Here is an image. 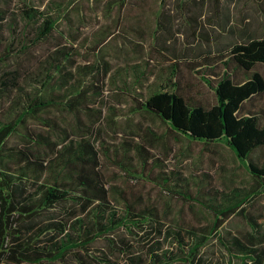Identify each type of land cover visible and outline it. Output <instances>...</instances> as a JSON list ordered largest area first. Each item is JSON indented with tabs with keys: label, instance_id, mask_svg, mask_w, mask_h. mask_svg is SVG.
Wrapping results in <instances>:
<instances>
[{
	"label": "trees",
	"instance_id": "16d2710c",
	"mask_svg": "<svg viewBox=\"0 0 264 264\" xmlns=\"http://www.w3.org/2000/svg\"><path fill=\"white\" fill-rule=\"evenodd\" d=\"M128 1L122 0V5ZM69 4L48 0L37 6L31 0L22 4L21 0H0V37L6 39L3 33L8 30L12 38L0 54V264H264V232L246 208L253 197L264 195V104L254 103L264 96V74L255 69L264 64V36L233 41L226 54L209 56L198 65L201 78L215 93L214 103L189 100L178 81L141 102L143 109L196 141L227 144L253 177L250 189L235 187L223 193L220 204L202 202L215 215L211 226L185 228L166 224L157 205L142 196L134 201L122 192V206L118 205L102 169L100 151L85 136L76 142L66 134L59 143L51 134L57 128L51 117L43 122L47 134L31 129V120L42 121L46 112L73 107L85 92L73 85L70 102L69 95L64 100L56 94L77 77L78 36L70 27L62 28ZM104 36L100 47L113 33ZM17 38L23 42V61L31 57L30 44L56 39L41 60V70L46 72L38 91L23 85L21 66L13 67L20 60L14 53ZM95 67L100 70V61ZM110 69L104 61L101 72L108 75ZM35 77L27 72L26 80ZM22 129H26V144L8 146V139ZM43 144L54 148L50 159L38 151ZM257 151L260 157L254 159ZM15 159L21 163L17 170ZM48 173L52 180L46 178ZM235 215L243 216L251 230L226 240L219 230ZM216 233L228 253L225 262L205 254ZM169 240L171 245L166 244Z\"/></svg>",
	"mask_w": 264,
	"mask_h": 264
},
{
	"label": "rangeland",
	"instance_id": "374dc122",
	"mask_svg": "<svg viewBox=\"0 0 264 264\" xmlns=\"http://www.w3.org/2000/svg\"><path fill=\"white\" fill-rule=\"evenodd\" d=\"M31 1L37 6L48 2ZM65 1L70 3V12L62 28L67 31L70 27L78 36L77 77L56 94L64 100L69 95L70 102L73 85L85 92L73 107L46 112L42 121L31 120V129L47 134L43 122L51 117L58 128L51 134L59 143L66 134L76 142L84 136L93 142L118 205L122 206V192L134 201L142 196L157 205L166 224L211 226L215 215L202 202L217 205L224 200L223 193L235 187L250 189L254 181L249 169L227 144L196 141L143 109L141 102L162 86L178 81L189 100L214 103L215 93L201 78L198 65L209 56L226 54L233 41L264 36V0H129L123 5L122 0ZM110 33L113 36L100 47L104 34ZM3 35L6 39L0 37V54L12 41L8 30ZM55 42L53 38L30 44L31 57L23 61V42L15 39L14 53L20 60L13 67L23 69L21 81L28 90L43 87L41 78L46 71L41 70V60ZM98 61L100 70L92 69ZM104 61L111 68L108 75L101 72ZM255 69L264 74V64ZM27 72L35 74V79L27 82ZM254 103L264 104V96ZM25 131L12 135L7 145L19 148L26 144ZM53 149L43 144L38 151L50 159ZM259 157L260 151L253 154L254 159ZM20 164L15 159V170ZM46 178L52 180V175L48 173ZM246 208L264 232V195L253 197ZM244 230H251L249 222L235 215L219 233L228 240ZM217 234L204 248L205 254L215 262H225L228 253Z\"/></svg>",
	"mask_w": 264,
	"mask_h": 264
}]
</instances>
